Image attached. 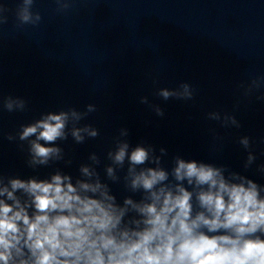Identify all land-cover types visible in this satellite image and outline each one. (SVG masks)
<instances>
[{"label":"clouds","instance_id":"obj_1","mask_svg":"<svg viewBox=\"0 0 264 264\" xmlns=\"http://www.w3.org/2000/svg\"><path fill=\"white\" fill-rule=\"evenodd\" d=\"M55 3L58 12H67L73 0ZM34 4L21 0L17 27L40 25L43 17ZM8 11L0 4V26L8 23ZM239 87L251 97L264 88V76ZM156 95L188 101L195 89L183 82ZM140 103L164 116L148 97H140ZM28 108L21 96L0 97V111ZM97 110L89 103L83 110L43 112L16 132L0 134L18 142L34 171L59 162L69 167L73 160L61 142L71 138L80 145L99 137L100 130L85 122ZM207 119L225 129L240 127L229 112L210 111ZM128 136L129 130L120 128L113 147L103 157L90 152L76 177L61 168L43 179L0 172V264H264V185L226 165L180 155L169 163L166 148L157 154L151 144L133 147ZM238 142L247 152V170L257 160L252 140L243 136ZM102 164L104 178L98 171ZM257 171L264 174V164ZM121 184L131 194L118 199L112 185Z\"/></svg>","mask_w":264,"mask_h":264}]
</instances>
